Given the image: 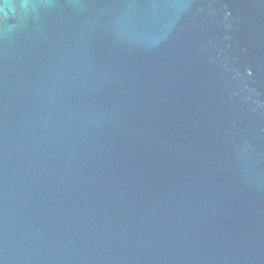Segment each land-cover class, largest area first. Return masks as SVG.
Returning <instances> with one entry per match:
<instances>
[{"label": "water", "instance_id": "water-1", "mask_svg": "<svg viewBox=\"0 0 264 264\" xmlns=\"http://www.w3.org/2000/svg\"><path fill=\"white\" fill-rule=\"evenodd\" d=\"M236 1L240 2L236 4L239 7L247 1L254 9L259 7L255 3H264V0ZM63 2L71 6L80 19L87 20L91 13L95 14L96 20L90 22V28L95 30L111 25L107 16L118 12L115 8L104 11L108 0H14V8L10 9L8 16L4 14L5 23L3 27L0 25V34L5 38L0 40V264H63L62 260L74 264L69 263L65 253L45 240L34 227L36 223L37 227H42L50 225V222L56 226V218H51L52 221L47 218L43 220L45 222L39 220L48 209H56L57 212L61 209L73 212L87 209L91 215L78 218L71 211H63L60 218L72 216L80 222L79 226H84L82 222L88 224L89 229L104 237L108 243L128 246L123 251L119 250L121 264H166L183 258L191 260L192 255L199 264L201 260L203 264H212L213 258L219 257V254L227 256V264H264V67L255 65L253 69L249 68L252 75L247 79L240 78L239 72L245 69V64L251 66L254 57L251 51L241 62L246 49L238 53L240 46L231 48L240 40L237 29L225 33L216 20L206 24L204 19H198L199 34L208 37L202 44L204 53L219 63L222 75L212 73V67L204 69V74L197 77V83L206 81L207 85L201 90L199 98L182 87L181 96L188 102L185 106L176 94V88L190 80L183 77V67L174 64L173 55L165 51L166 41L179 34L173 32L171 25L177 21L185 23L184 15L167 17L162 25L142 7L138 14L129 16L128 25L132 24L135 30L137 22L148 15L151 30L146 34L149 37L145 42L142 41L144 32L139 33L137 38L128 32L126 40L116 43L114 49H101L104 53L101 60L87 62L78 55H69L70 46L65 44L59 45L67 55H55L44 50L48 44L52 46L56 42L50 38L49 25L56 24ZM124 3L130 11L128 6H132L133 2L126 0ZM76 4L80 7L77 8ZM135 6L139 8L141 4ZM17 9L21 11V18L16 16ZM227 9L241 20L238 9L224 7V11ZM101 17H104L102 22L99 20ZM246 21L243 23L244 31L263 27L257 16ZM159 26H164L165 31H158ZM62 30L58 28L59 33ZM12 32L16 34L9 49L6 42L10 41ZM30 32L32 37L28 35ZM191 34L197 38L200 36L188 30V35ZM67 36L73 45H79L71 47L70 53H76L78 48L86 50V44L80 38L82 34L70 30ZM221 37L226 39L222 41ZM143 43H146L145 46ZM214 46L222 48V52L215 51ZM144 48L149 52L156 51L157 56L153 58L155 65L161 72L175 71V78L164 80L154 90L144 86L147 91H153V94L144 92L149 99L147 104L140 103L130 111L119 108L101 114L100 105L110 101V87L127 90V75L122 74L124 67L129 57H135ZM173 48L171 45L170 49ZM62 55L67 56L65 59L68 58L70 64L63 66L60 63ZM96 56L95 52L89 54L91 60H95ZM72 58L77 59L72 63ZM79 65L82 69L78 74L74 68ZM167 74L145 76L140 82L144 85L150 81L160 82ZM116 82L120 85L113 87ZM125 95L119 96V100L125 99ZM166 97H173L171 100L174 103L168 102L152 114ZM213 100L227 101L234 107L221 102L223 113H218ZM249 106L254 108L253 112ZM214 112V117H209ZM151 118L154 119L156 133L148 137ZM93 123L109 124L113 130L109 133L100 128L95 130L96 124ZM174 123L186 128L178 143L169 133ZM94 136L106 143H134L138 151L133 164L117 158L128 151L122 155L124 145H115L112 150L107 149L109 151L98 163L119 161L122 165L108 177L99 178L94 166L95 158L91 157V142L98 141ZM76 138L83 141L74 146ZM65 144L61 159L53 160L56 151ZM141 145H153L171 158L178 159L177 165L172 166L165 158H158L153 166L151 181L141 164L147 163L155 150L141 148ZM210 159L214 161L213 169L210 168ZM238 160L242 162L235 167ZM61 162L77 167L58 168ZM179 166L190 175V180L180 183L186 175L180 171L176 173ZM217 166L224 171V183L219 182L221 190L213 197L210 214L204 203L192 201L185 193L196 188L198 178L195 173L209 170L215 173ZM31 173L32 183L24 186L18 200L13 201L10 197L5 208L2 203L5 190L13 185L17 175L22 178L27 174L29 178ZM158 182L168 189V193L160 196L161 205L156 212L154 205L161 194H145L147 201L144 203L135 197L132 188L137 185L145 189L149 184ZM205 183L210 182L205 179ZM119 191V203L129 199L134 204L130 206L135 208L133 213L138 214L148 204L156 212L150 217H139L142 226L138 228V238L146 237L148 241L136 240L125 227H107L122 221L111 218L108 215L110 210L124 212L130 208L118 210L107 204L111 194ZM123 191H127L126 196ZM27 215H31L30 218H26ZM36 219L39 221L34 222ZM227 226L232 230L223 234V228ZM59 236L56 234L51 240L56 242ZM208 242L215 246H208ZM103 248L101 246V251L95 255L96 264L112 262L110 254ZM101 256H104L103 260H100Z\"/></svg>", "mask_w": 264, "mask_h": 264}]
</instances>
